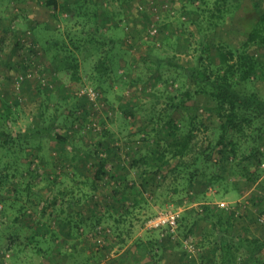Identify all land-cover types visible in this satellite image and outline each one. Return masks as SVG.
<instances>
[{
    "label": "rangeland",
    "instance_id": "rangeland-1",
    "mask_svg": "<svg viewBox=\"0 0 264 264\" xmlns=\"http://www.w3.org/2000/svg\"><path fill=\"white\" fill-rule=\"evenodd\" d=\"M100 1L104 8L121 19V25L118 24L120 21L111 27L107 23L102 26L103 36L97 33L95 41L87 43L83 37L89 32V23H84L79 17L70 19L65 15V6L59 7L53 18L40 0H0V110L6 102L10 113L5 125L12 135L34 123L45 125L53 115L57 116L55 123L61 122L64 117L69 119L71 110H75L78 117H86L83 122L76 121L78 127L74 125L70 130L60 128L54 131L73 136L74 144L83 148L85 158L81 164H77L76 160L73 166L68 163L67 171L61 173L53 191L44 193L43 197L48 200L43 220L61 213L60 208L64 212L61 214L67 216L69 199H80L82 191L91 193V182L95 180V158L88 151L98 148V141L104 139L110 144L102 151L103 157L108 158L105 170L113 177H104L94 194L97 202L107 201L101 204L99 210L104 216L103 225H112L114 219L121 218L120 237L125 240L121 245L116 233L111 232V236L105 239V244L110 246L108 259L139 240L147 245L160 240L159 245L154 247L160 264H256L247 248L256 249L254 240L264 242V196L259 187L260 178L253 183L244 178L241 163L237 164L240 153L235 162H224L220 167L214 165L213 160L206 161L200 156L196 175L201 176L204 171L215 174L220 180L208 192L194 184L191 198L196 195L195 203L189 202L191 198L187 193L189 190L184 175L188 170L168 167H161L162 171L157 173L159 176L147 191L149 193L142 192L137 205H132V195H128L129 201L123 207L127 209L126 213L120 208L118 196L112 194V190L124 189L125 183L140 186L141 173L158 171L157 158L160 156L164 161L169 160V166L175 163V159L171 158L175 150L169 142L171 138L163 134L157 118L169 111L181 123L177 137L187 133L195 108L202 101L198 87H194L187 78V68L198 64L201 68L205 67L208 74L213 71L206 53H201L204 45L213 48L220 42L228 43L264 59V48L258 47L252 33L249 34L258 21L257 12L252 7L253 0H225L220 4L221 12L213 4L215 0ZM258 1L264 5V0ZM16 36L25 40L24 46L15 47ZM34 37L38 39L40 48L47 42L49 49L46 53L50 60L56 53L59 61L51 63L41 52L37 56L31 54L28 42ZM123 39L124 43H115ZM101 59L104 60L102 65L99 63ZM87 87L97 92L95 100L77 95L79 90ZM253 88L264 92L262 79L255 81ZM195 124L198 127L193 131L191 144L196 146V151L200 149L203 154L208 153L219 131L204 130L198 123ZM81 127L86 130L78 132ZM103 132L108 135L103 136ZM248 146L247 143L246 148ZM64 148L69 158L74 159L71 146L65 144ZM62 150L59 144L48 143L43 153L47 157ZM192 156L189 154L184 159L189 162ZM133 160L136 162L134 165L131 164ZM189 172L196 173L193 167ZM38 173L42 174L43 169ZM40 177L34 189L46 184ZM174 187L179 192L170 197ZM57 190H65L66 195L52 203ZM260 198L262 200L257 202ZM221 201L229 203L230 210L217 207V202ZM166 204H173L182 210L181 214L191 211L178 231L177 240L169 238L166 231L143 228L147 218ZM199 204H210L217 213L223 210L226 216L231 213L237 220L226 223V216L222 215V223H216L215 217L211 221H203ZM79 206L76 209H80ZM191 223L194 226L190 228ZM190 229L197 248L191 255L181 243L183 232ZM18 234L19 240L26 241L27 232L20 230ZM222 234L232 241L220 242ZM75 239L78 254L66 264H79L83 247L94 248V242L84 234H78ZM245 240L249 242L245 243ZM72 241L74 239L66 242L60 252L68 250ZM242 241L244 245L240 244ZM41 243L39 247L43 245ZM40 255L27 249L15 260L8 256L5 260L6 264H51L53 261L42 259ZM256 258L264 264V247ZM103 259L101 264L106 262Z\"/></svg>",
    "mask_w": 264,
    "mask_h": 264
},
{
    "label": "trees",
    "instance_id": "trees-1",
    "mask_svg": "<svg viewBox=\"0 0 264 264\" xmlns=\"http://www.w3.org/2000/svg\"><path fill=\"white\" fill-rule=\"evenodd\" d=\"M40 1L52 13L53 18L56 17L58 8L65 6V15L70 19L79 17L84 23H89V32L87 36L83 37L87 43L94 42V35L97 33H99V36H103L102 26L107 25V23L111 27L116 26L115 24L120 21L118 24L121 25V19H117L114 14L109 12L108 8H104L100 0ZM224 2L225 0L214 1L213 4L216 6L218 12H221L220 4ZM252 7L257 12L258 21L256 27L249 34L252 33L251 36L258 47L264 48V5L258 0H253ZM33 29V27L30 28L32 32H34ZM37 41L38 39L34 37V39H30L28 42L31 54L37 56L41 52L50 62L54 61L55 63L59 61V59H56V53L52 56L51 60L47 56L46 49H49L46 47L48 46L47 42L41 45V50ZM114 42L115 40L112 41V43ZM124 42L123 39L115 43L119 45ZM14 44L15 47L24 46L22 40L17 36L15 37ZM201 51V53H206L208 63L212 66L213 71L210 70V75L205 67L201 68L198 64L189 65L187 68V78L192 82L194 87H198V94L200 93L199 96L201 95L202 98L201 104L195 108V113L191 117V126L187 133L177 137V130H179L181 123L179 120H175L169 111L165 115L160 114L157 118L163 134L165 133L166 137L171 138L169 142L175 149L172 151L171 158L175 159V163L169 166V160L166 159L164 161L162 156H160L157 158L159 162L158 171L141 173L140 186L125 183L124 189L122 188L119 191L112 190V194L118 196L120 208L125 213L127 209L123 207L129 201L128 195H132V204L137 205L139 195L141 196L142 192L149 193L147 191L150 189L152 182L159 176L157 173L162 171L161 167H168L172 170H188L184 177H186V186L189 190L187 193L190 194V196L188 195L190 198L193 195L192 189L194 188V184L203 187V190L208 192L209 187H214L215 183H218L220 179L215 174H207L204 171L201 173V176L196 175L200 156H203L206 161L213 160V164L220 167L224 162L230 164L235 162L240 153L241 158L237 164L240 165L241 163L240 169L244 178L252 183L260 178L259 187L264 196V92L261 93L259 90L253 88L255 81L262 79L264 83V59L257 54L248 53L243 48L234 47L222 42L213 46V48L204 45ZM99 63L102 65L104 60H99ZM74 67L76 69L77 64ZM172 107L174 108V106ZM200 110H203V112H200ZM9 113V106L4 102L3 108L0 110V264H6V256L10 257L11 260H15L20 254L25 253L27 249L33 251L35 254H41L42 259L53 260L51 264H66L75 257V254H78L76 252L77 242L75 241L78 234L85 235L93 232L97 226H103L110 230L109 234L104 235L105 239L109 235L111 236V232L116 233L121 245H124L125 240L120 237V218H116L112 225H103L104 216L99 210L101 204L107 201L97 202V196L94 194L99 189L98 183L102 182L104 177L107 175H110L111 178L113 177L111 173L105 170L108 158L102 155V151L110 146L109 141L104 139V141L99 140L97 143L98 148L88 151L95 158V180L91 182V193L87 194L85 191H82L81 200L79 198L75 201L69 199L67 216L62 215L64 212L60 208L62 214L58 213L47 220H43L42 214L46 209L45 205L48 200L43 197L44 193L53 191L61 173L67 171L68 163H71L73 166L74 160H76L77 164H81V161L85 158L83 148L74 144L75 138L73 136H66L59 132L54 133V131H58L60 128L71 129L74 127L76 121L80 120L83 122L86 117H78L77 112L71 110L69 112V115H71L69 119L64 117L61 122L55 123V121L57 122V116L53 115L49 123L45 125L41 124V122L40 124L34 123L24 131L12 135L11 130L5 125ZM86 113L88 114L89 112ZM83 114L85 113L83 112ZM43 120L45 121V118ZM195 123L202 126L204 130L219 131L215 143L208 153L203 154L200 149L196 151V146L191 144L193 131L198 127ZM75 127H78V125H75ZM83 128H79L80 131L78 130V132H84L86 128ZM106 135L108 133L103 132V136ZM48 143L59 144L63 148L62 152L58 151L55 155L49 154L45 157L46 155L43 153V150L47 147ZM247 143L249 148H246ZM65 144L71 146L74 159L71 160L69 154H66ZM189 154L193 156L189 162H186L184 157ZM35 160L36 162H33ZM33 163L34 167H31ZM134 163L136 164L133 160L131 164L134 165ZM190 166L195 169V174L189 172ZM250 167L254 170H251ZM40 169H43L42 174L38 173ZM39 177L46 184L42 188L34 189L33 187L37 184ZM127 190L128 192H126ZM64 191L57 190V194H54L52 197V203H55L57 199L60 200L65 197L66 192ZM178 192V188L174 187L169 196L174 197ZM24 194L25 197L23 196ZM104 194L107 196L106 192ZM106 196H103V198ZM35 198L39 201L36 202ZM196 198V195H194L189 202H197L195 201ZM261 200L262 198L256 201L259 202ZM78 205H80V209H76ZM199 205H201L199 214L202 213L201 219L203 221H211L215 217L217 218L216 223H222L221 217L225 215L223 210L217 213L216 209L213 210L210 204ZM190 212L181 214L178 231L186 223V217L190 215ZM83 213L86 214L84 215ZM231 215V213L227 216L225 215L226 223L228 220L231 223L237 220ZM256 215L258 218V214ZM193 226L194 224L191 223L189 227ZM20 230L25 233L27 232L26 241L22 242L19 240L18 231ZM190 233L191 229L189 232H183L182 237L191 235ZM71 239H74L72 241L73 244L69 246L68 250L61 253L60 251L64 244ZM84 239L87 240L86 238ZM226 241H232V239L222 234L220 242ZM254 241L255 250L247 248L246 245L245 247L249 256L255 259L254 263L262 264L256 257L257 253L264 247V242ZM40 242L44 246L39 247ZM159 242L160 240H155L152 243L154 246H152L150 242L149 244L151 245H147L139 240L130 248L111 259H108L109 256L107 254L110 246L105 244V242L101 246H98L94 242V248L90 250L83 247L79 264H101L100 262L104 257L105 259L103 260H106L104 264H160L154 248L159 245ZM247 242L249 241L245 240V243ZM240 244L244 245V241L240 242ZM30 245L34 246L30 249Z\"/></svg>",
    "mask_w": 264,
    "mask_h": 264
},
{
    "label": "built area",
    "instance_id": "built-area-1",
    "mask_svg": "<svg viewBox=\"0 0 264 264\" xmlns=\"http://www.w3.org/2000/svg\"><path fill=\"white\" fill-rule=\"evenodd\" d=\"M24 41L25 40H22V42ZM28 76L31 77V74H28ZM19 78L21 79L22 77L20 76ZM77 95L85 96L87 99L93 101L97 98L98 94L93 88L87 87L79 90ZM208 190H211V188ZM216 205L221 209L230 210L229 203L227 202H217ZM181 212L182 210L174 207L173 204H166L164 207L157 209L155 213L144 222L143 228L153 231H166L169 233L171 239L177 240L179 238L178 227L181 218ZM109 232L110 230L108 228L97 226L93 232L87 233L85 235L92 241L96 242L98 246H101L105 242L104 235L109 234ZM181 243L190 255L194 254L197 250L191 235L182 238Z\"/></svg>",
    "mask_w": 264,
    "mask_h": 264
},
{
    "label": "crops",
    "instance_id": "crops-1",
    "mask_svg": "<svg viewBox=\"0 0 264 264\" xmlns=\"http://www.w3.org/2000/svg\"><path fill=\"white\" fill-rule=\"evenodd\" d=\"M133 205V204H132ZM151 217V216H150ZM148 219V218H147ZM115 220V219H114ZM120 220H121V218H120Z\"/></svg>",
    "mask_w": 264,
    "mask_h": 264
}]
</instances>
